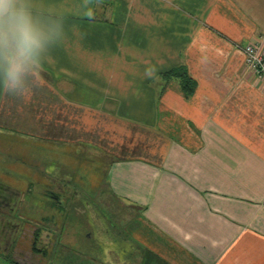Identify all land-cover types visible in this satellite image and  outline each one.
Returning <instances> with one entry per match:
<instances>
[{
  "label": "crops",
  "instance_id": "0c3cea01",
  "mask_svg": "<svg viewBox=\"0 0 264 264\" xmlns=\"http://www.w3.org/2000/svg\"><path fill=\"white\" fill-rule=\"evenodd\" d=\"M29 3L64 35L39 86L0 84V149L73 181L35 202L10 187L19 219L53 229L19 232L0 264H264V78L242 49H264V0H91V19L83 0Z\"/></svg>",
  "mask_w": 264,
  "mask_h": 264
},
{
  "label": "clouds",
  "instance_id": "9594fccd",
  "mask_svg": "<svg viewBox=\"0 0 264 264\" xmlns=\"http://www.w3.org/2000/svg\"><path fill=\"white\" fill-rule=\"evenodd\" d=\"M91 0H83L84 15L93 17ZM63 27L43 25L31 11L29 0H0V84L12 94H23L29 75L42 83V55L63 37ZM39 70V71H38ZM154 69L146 70L151 77Z\"/></svg>",
  "mask_w": 264,
  "mask_h": 264
},
{
  "label": "rangeland",
  "instance_id": "374dc122",
  "mask_svg": "<svg viewBox=\"0 0 264 264\" xmlns=\"http://www.w3.org/2000/svg\"><path fill=\"white\" fill-rule=\"evenodd\" d=\"M0 184H3L5 186L15 188L18 190H32L31 192H26L25 198L29 197L31 198V202H35L37 199H41L44 195L40 191H38L39 187H35V184L41 185L39 183H43L44 185H55L57 184H64V180H69L70 182L73 181L72 179L65 178L64 176H61V172L59 171H52L51 169H46L42 171H39L40 173H37L34 175V171L27 170V168H23L24 165L23 162H19V151H13L11 152V155L5 154V152L2 153V150L0 149ZM21 163V164H20ZM34 163V162H33ZM21 165V166H20ZM26 169V170H24ZM44 174L43 176H41ZM37 191V192H36ZM21 193V192H20ZM91 196L92 193H89ZM75 215H82L83 209L77 208L74 210ZM24 218L20 219V222L22 224V227L20 229V232L24 237L23 243H25L26 246H30V239L29 237L33 234V229L39 228L36 230V234L47 232L50 234V231H52L53 227L51 224V217H44L41 216V211H37L35 209H26L25 210ZM48 213V212H47ZM45 213V215H47ZM49 215V214H48ZM75 217H78V216ZM38 223V224H37ZM40 224H44L46 226H40ZM39 225V226H38ZM81 228V227H80ZM65 244H69L71 247L79 248L82 250V247L79 245V242L76 243L74 241H63ZM52 243L54 241H50V244L48 245V251H51ZM88 242H86L87 244ZM30 249V248H29ZM28 249V250H29ZM24 259V258H23ZM28 263V262H27ZM32 263V262H31Z\"/></svg>",
  "mask_w": 264,
  "mask_h": 264
},
{
  "label": "flooded vegetation",
  "instance_id": "af4514ba",
  "mask_svg": "<svg viewBox=\"0 0 264 264\" xmlns=\"http://www.w3.org/2000/svg\"><path fill=\"white\" fill-rule=\"evenodd\" d=\"M17 196L18 192L11 188L0 189V246L3 249L8 248L21 229L20 219L15 214Z\"/></svg>",
  "mask_w": 264,
  "mask_h": 264
},
{
  "label": "built area",
  "instance_id": "2783aa9c",
  "mask_svg": "<svg viewBox=\"0 0 264 264\" xmlns=\"http://www.w3.org/2000/svg\"><path fill=\"white\" fill-rule=\"evenodd\" d=\"M248 66L261 78H264V49L257 42L242 46Z\"/></svg>",
  "mask_w": 264,
  "mask_h": 264
},
{
  "label": "trees",
  "instance_id": "16d2710c",
  "mask_svg": "<svg viewBox=\"0 0 264 264\" xmlns=\"http://www.w3.org/2000/svg\"><path fill=\"white\" fill-rule=\"evenodd\" d=\"M164 75L169 77V78H171V77L180 78L184 89L188 93L193 91L195 82L193 81V79L188 75V73L183 68H173V69L165 72Z\"/></svg>",
  "mask_w": 264,
  "mask_h": 264
},
{
  "label": "water",
  "instance_id": "95a60500",
  "mask_svg": "<svg viewBox=\"0 0 264 264\" xmlns=\"http://www.w3.org/2000/svg\"><path fill=\"white\" fill-rule=\"evenodd\" d=\"M7 189V190H9L10 189V187H8V186H5V185H3V184H0V189ZM16 192H18V196H17V198H16V200H15V203L17 204L18 203V197L21 195L20 194V192L19 191H16Z\"/></svg>",
  "mask_w": 264,
  "mask_h": 264
}]
</instances>
